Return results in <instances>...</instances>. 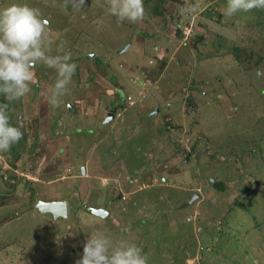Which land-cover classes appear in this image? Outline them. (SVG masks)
Listing matches in <instances>:
<instances>
[{"label":"rangeland","instance_id":"374dc122","mask_svg":"<svg viewBox=\"0 0 264 264\" xmlns=\"http://www.w3.org/2000/svg\"><path fill=\"white\" fill-rule=\"evenodd\" d=\"M12 3L40 9L77 67L60 107L42 64L9 103L23 138L0 153V264H76L98 231L148 264H264V9L226 18V0H144L133 24L106 0L0 8ZM188 6L202 11L186 18Z\"/></svg>","mask_w":264,"mask_h":264},{"label":"clouds","instance_id":"9594fccd","mask_svg":"<svg viewBox=\"0 0 264 264\" xmlns=\"http://www.w3.org/2000/svg\"><path fill=\"white\" fill-rule=\"evenodd\" d=\"M106 3L108 15L114 16L117 23L135 24L145 17L144 0H106ZM256 9H264V0H226L223 14L231 18ZM182 11L187 18L202 9L188 6ZM38 64L55 69L57 79L49 88L47 99L53 108L60 107L62 98L69 94L77 67L72 53L65 51L63 44L54 48L50 22L40 9L25 3L0 8V96L8 102L0 103V153L9 152L23 138L20 127L10 122L9 103L32 91L34 68ZM148 259L137 244L116 243L98 231L88 236L76 264H148Z\"/></svg>","mask_w":264,"mask_h":264},{"label":"water","instance_id":"95a60500","mask_svg":"<svg viewBox=\"0 0 264 264\" xmlns=\"http://www.w3.org/2000/svg\"><path fill=\"white\" fill-rule=\"evenodd\" d=\"M112 113H110L107 117L110 118L112 117ZM199 194L195 193L192 196V200L193 201L195 199V197H198ZM190 202V201H189ZM37 207L44 212H50L52 213L54 216H66L67 215V203L66 201H60V200H54V201H40L37 204ZM92 212L94 214L97 215H101L104 216V214L106 213V211H104L102 208H92Z\"/></svg>","mask_w":264,"mask_h":264},{"label":"trees","instance_id":"16d2710c","mask_svg":"<svg viewBox=\"0 0 264 264\" xmlns=\"http://www.w3.org/2000/svg\"><path fill=\"white\" fill-rule=\"evenodd\" d=\"M234 50H236V51H239L240 49H238V48H234ZM236 51H232V54L236 57V60L238 61V60H240V56H242L241 54H239V53H236ZM249 54H247V55H245V56H243L244 58H247V57H249L248 56ZM242 57V58H243ZM248 59V58H247ZM0 103H5V102H3V98H0ZM113 111H115V108H113ZM9 112V111H8ZM9 115H10V113H9ZM11 120V119H10ZM183 154H184V156H185V158H186V160L190 157V150H188V151H186L185 153H184V151H183ZM215 185H216V187L218 188V189H221L222 188V184H221V182H216L215 181Z\"/></svg>","mask_w":264,"mask_h":264},{"label":"flooded vegetation","instance_id":"af4514ba","mask_svg":"<svg viewBox=\"0 0 264 264\" xmlns=\"http://www.w3.org/2000/svg\"><path fill=\"white\" fill-rule=\"evenodd\" d=\"M108 114H110V112H109ZM112 114H113V115H114V114L119 115V114L117 113L116 109H115L114 112H112ZM106 117H108V115H107Z\"/></svg>","mask_w":264,"mask_h":264},{"label":"built area","instance_id":"2783aa9c","mask_svg":"<svg viewBox=\"0 0 264 264\" xmlns=\"http://www.w3.org/2000/svg\"><path fill=\"white\" fill-rule=\"evenodd\" d=\"M186 33V32H185Z\"/></svg>","mask_w":264,"mask_h":264},{"label":"crops","instance_id":"0c3cea01","mask_svg":"<svg viewBox=\"0 0 264 264\" xmlns=\"http://www.w3.org/2000/svg\"><path fill=\"white\" fill-rule=\"evenodd\" d=\"M68 208V207H67Z\"/></svg>","mask_w":264,"mask_h":264}]
</instances>
